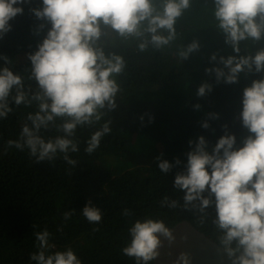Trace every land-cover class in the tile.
Listing matches in <instances>:
<instances>
[{
	"label": "trees",
	"instance_id": "1",
	"mask_svg": "<svg viewBox=\"0 0 264 264\" xmlns=\"http://www.w3.org/2000/svg\"><path fill=\"white\" fill-rule=\"evenodd\" d=\"M181 221L264 262V0H0V264Z\"/></svg>",
	"mask_w": 264,
	"mask_h": 264
},
{
	"label": "water",
	"instance_id": "2",
	"mask_svg": "<svg viewBox=\"0 0 264 264\" xmlns=\"http://www.w3.org/2000/svg\"><path fill=\"white\" fill-rule=\"evenodd\" d=\"M146 251L151 264H264L258 254L230 252L188 221L157 228Z\"/></svg>",
	"mask_w": 264,
	"mask_h": 264
},
{
	"label": "rangeland",
	"instance_id": "3",
	"mask_svg": "<svg viewBox=\"0 0 264 264\" xmlns=\"http://www.w3.org/2000/svg\"><path fill=\"white\" fill-rule=\"evenodd\" d=\"M136 142H141L143 144V147H145V145H151V144H153V142L151 140H149V139L144 140V141L138 139L137 141H132L130 143V147L133 146Z\"/></svg>",
	"mask_w": 264,
	"mask_h": 264
}]
</instances>
